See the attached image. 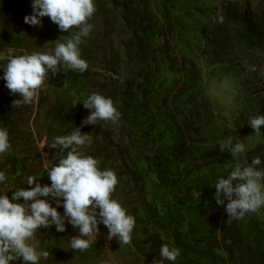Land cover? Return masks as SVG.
<instances>
[{
    "label": "trees",
    "instance_id": "1",
    "mask_svg": "<svg viewBox=\"0 0 264 264\" xmlns=\"http://www.w3.org/2000/svg\"><path fill=\"white\" fill-rule=\"evenodd\" d=\"M29 3L0 0L2 28H9ZM94 5L88 21L93 27L79 46L87 71L61 66L60 73H50L56 95L48 115L50 134L55 138L80 128L92 135L91 145L82 150L99 161L101 170H118L113 198L135 217L131 245L151 264L161 258L162 244L180 249L177 260L165 264H264V207L227 224L228 201L217 204L214 187L254 157L264 169V126L256 135L248 124L264 115V76L258 70L264 61V0H94ZM130 6L133 14L125 18ZM44 21L39 32L49 49L70 35ZM194 47L198 57L188 66L189 59L180 60L178 53L190 54ZM129 64L136 70L125 74ZM96 69L117 76L111 92L104 91ZM205 71L220 80H241L242 96L229 115L216 111ZM93 92L112 99L121 132L138 128L146 154L139 155L116 133L117 123L83 125L92 111L83 101ZM229 137L233 145L245 144L237 158L221 147ZM59 154L60 159L66 152Z\"/></svg>",
    "mask_w": 264,
    "mask_h": 264
},
{
    "label": "clouds",
    "instance_id": "2",
    "mask_svg": "<svg viewBox=\"0 0 264 264\" xmlns=\"http://www.w3.org/2000/svg\"><path fill=\"white\" fill-rule=\"evenodd\" d=\"M32 8L33 14L24 17L25 23L42 27L41 18L49 17L61 32H69L70 35L61 36L54 42V48L45 52L7 57L2 79L13 95L19 94L21 97L13 101L14 108L38 101L39 92L49 79V72L55 76L61 72V66L80 73L88 69V62L81 58L79 46L93 27L88 21L96 10L94 0H33ZM73 28L79 31L73 34ZM4 58L0 54V60ZM67 86L66 80L64 87ZM72 95L76 97L75 91ZM76 105L74 99L73 107ZM83 105L92 110L83 125H96L98 121L115 124L120 118L112 99L99 93L93 92L83 101ZM248 124L259 135L264 126V115L251 118ZM91 143L92 135L82 133L80 128L73 129L68 135L55 137L50 147L62 154L66 152V155L59 159L58 165H44L51 186H41L36 177L29 176L27 185L31 186L30 190L29 187L16 190L11 199L7 194L0 195V264H10L21 258L24 264H39L41 258L47 259L49 252L38 250V241L35 240L37 232L42 227L50 228L53 225L58 232H64L66 222L79 230L78 235L68 243L74 251H85L97 241L100 235L98 225L101 223L109 230L108 241L118 238L121 247L131 243L135 217L129 215L121 203L113 198L119 182L116 173L111 169L101 170L99 161L85 155L82 150ZM221 147L227 148L234 158L246 150L243 142L238 141L233 145L230 137ZM9 148V133L0 128V154ZM259 165V157H254L250 164L247 161L237 164L227 178L221 177L215 184L217 204L223 206L225 199L228 201L225 209L227 224L264 207V169H258ZM4 181L5 174L0 172V182ZM193 195L196 198L201 196L195 191ZM40 197L51 198L56 207ZM21 199L23 203L19 202ZM61 206L65 210L63 215L57 211ZM179 255V248L162 244L159 251L161 258L155 259L153 264L175 262Z\"/></svg>",
    "mask_w": 264,
    "mask_h": 264
},
{
    "label": "rangeland",
    "instance_id": "3",
    "mask_svg": "<svg viewBox=\"0 0 264 264\" xmlns=\"http://www.w3.org/2000/svg\"><path fill=\"white\" fill-rule=\"evenodd\" d=\"M151 1L154 3L156 0ZM32 4L33 0H30L27 9L19 13L6 30L2 28V23L0 22V54L5 57L0 60V128L8 131L10 143V148L5 153L0 154V172L5 174V181L0 182V195L7 194L9 199L12 198L16 190L27 187L30 190L31 186L27 185V178L29 176L36 177L37 182L41 186H51V180L47 175L44 165L47 164L49 167L58 165L60 157L59 150L50 147L54 137L50 134L47 126L49 112L56 102V95L49 83L50 79H46L45 85L39 92L37 102L31 105H21L17 108L13 107V101L21 97L19 94L13 95L6 87V81L2 79L9 55L15 56L31 54L32 52H45L49 49L47 43L42 41L43 38L39 32L41 26H31L24 22L25 16L33 14ZM128 9L129 11L126 12L125 18L129 14H133L134 7L130 6ZM43 19L44 17L41 18V23H43ZM44 22L53 23L49 17H46ZM136 23L133 24L134 27ZM129 31L132 32L133 28H130ZM190 51V54L178 53L180 60H183L185 57L189 59L187 62L188 66L191 65L192 58L198 57L197 48H191ZM200 51L205 52V54L207 53L206 48L201 47ZM205 63H207L206 59ZM262 63L261 68L258 70L264 76V61ZM131 64H134V62ZM134 68L136 66L129 64L123 71L125 70V74H127L128 71H135L136 69ZM95 71V76L99 79L100 84L104 83L106 85L104 91L111 92L115 86L114 81L118 79L117 76L107 70L96 69ZM206 71L204 75L206 92L216 102V111L222 116H227L236 107L237 99L242 96L241 80L235 81L229 77L220 80L216 74L212 73L209 76ZM98 73L101 75L100 77H97ZM183 85L184 83L180 87ZM120 128L121 122H117L115 126L116 133L137 147L140 150L139 155L147 153L145 148H141L144 141L138 135V128L136 126L125 127L124 130L126 131L124 132H121ZM192 137L196 140L197 136L193 135ZM110 169L115 173L118 172L115 167ZM40 199L47 200L53 207H56L55 201L51 198L40 197ZM19 202L23 203V200L21 199ZM62 203L63 200L61 198ZM57 211L63 215L65 210L61 206L57 208ZM98 227L100 235L97 241L85 251L70 249L68 243L79 232L71 224L66 222V230L64 232H58L55 225L50 228L42 227L37 232L35 240L38 241V250L48 251L50 255L47 259L41 258L39 264H105V262L107 264H151L133 249L131 243L121 247L118 243V238L108 241V228L102 223ZM10 264H24V262L21 258L11 261Z\"/></svg>",
    "mask_w": 264,
    "mask_h": 264
}]
</instances>
